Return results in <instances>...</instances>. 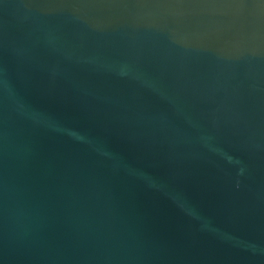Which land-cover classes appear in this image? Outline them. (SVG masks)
Returning a JSON list of instances; mask_svg holds the SVG:
<instances>
[{
    "label": "water",
    "instance_id": "95a60500",
    "mask_svg": "<svg viewBox=\"0 0 264 264\" xmlns=\"http://www.w3.org/2000/svg\"><path fill=\"white\" fill-rule=\"evenodd\" d=\"M0 264H264V0H0Z\"/></svg>",
    "mask_w": 264,
    "mask_h": 264
}]
</instances>
